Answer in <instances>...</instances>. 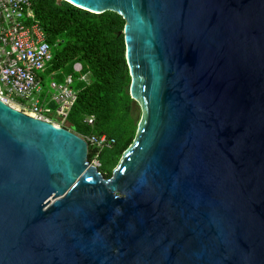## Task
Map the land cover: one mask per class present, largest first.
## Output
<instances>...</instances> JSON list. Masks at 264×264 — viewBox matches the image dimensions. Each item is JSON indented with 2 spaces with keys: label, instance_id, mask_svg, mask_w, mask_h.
<instances>
[{
  "label": "water",
  "instance_id": "95a60500",
  "mask_svg": "<svg viewBox=\"0 0 264 264\" xmlns=\"http://www.w3.org/2000/svg\"><path fill=\"white\" fill-rule=\"evenodd\" d=\"M66 1L125 19L142 116L105 177L0 97V264H264V0Z\"/></svg>",
  "mask_w": 264,
  "mask_h": 264
},
{
  "label": "trees",
  "instance_id": "16d2710c",
  "mask_svg": "<svg viewBox=\"0 0 264 264\" xmlns=\"http://www.w3.org/2000/svg\"><path fill=\"white\" fill-rule=\"evenodd\" d=\"M32 6L46 40L57 49L47 70L68 68L78 91L65 126L82 136L106 133L115 139L98 155L99 170L110 177L133 143L140 121L139 104L129 93L131 75L123 34L126 21L115 11L93 13L66 0H32ZM75 62L82 64L81 72L73 70ZM91 115L94 123L88 124L86 118ZM89 146L91 162L96 147Z\"/></svg>",
  "mask_w": 264,
  "mask_h": 264
},
{
  "label": "built area",
  "instance_id": "2783aa9c",
  "mask_svg": "<svg viewBox=\"0 0 264 264\" xmlns=\"http://www.w3.org/2000/svg\"><path fill=\"white\" fill-rule=\"evenodd\" d=\"M52 47L35 17L32 0H0L1 99L35 117L65 126L78 91L73 88L72 74H68L62 84L53 83L54 92L44 93L40 71L53 60ZM74 70L81 72L82 64L75 62ZM86 120L93 124L94 116ZM83 137L96 147L91 162L99 167V151L110 147L115 139L106 133Z\"/></svg>",
  "mask_w": 264,
  "mask_h": 264
},
{
  "label": "rangeland",
  "instance_id": "374dc122",
  "mask_svg": "<svg viewBox=\"0 0 264 264\" xmlns=\"http://www.w3.org/2000/svg\"><path fill=\"white\" fill-rule=\"evenodd\" d=\"M52 50H53V52H55L57 49H56V47H52ZM72 68L74 70V65ZM47 69H48V66L46 67L44 72L40 71V73H42L41 85L43 87L44 93L54 92L55 89L53 87V83H56L57 85L62 84L63 78L65 80V77L69 73L68 68H62L58 71H53V72L48 71ZM84 78L88 79V76H84ZM139 109H140V113H139L138 119L140 120V118L142 116V109H141L140 105H139Z\"/></svg>",
  "mask_w": 264,
  "mask_h": 264
}]
</instances>
